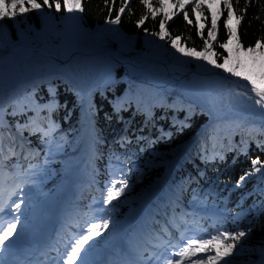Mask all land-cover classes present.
Returning <instances> with one entry per match:
<instances>
[{
    "label": "trees",
    "instance_id": "1",
    "mask_svg": "<svg viewBox=\"0 0 264 264\" xmlns=\"http://www.w3.org/2000/svg\"><path fill=\"white\" fill-rule=\"evenodd\" d=\"M206 1L207 5L197 11L193 8L196 0L183 8L176 7L177 0H163L160 11L161 0H150L157 10L153 16L142 0H115L114 6L111 0L108 6L105 0H81L83 12L73 13L64 8L63 0L60 11L55 9L54 0H49L51 8L37 0L41 9L0 20V70L21 61L16 69L0 75V177L5 181L15 166L22 165L15 156H5L20 138L35 151L26 163L38 161L45 167L40 189L53 192L57 183L76 173L90 125L92 149L102 153H95L92 167L87 166L83 175L97 178L102 185L114 171L116 181H128L124 192L107 203L110 216L115 221L124 220L131 207L157 188L170 165L167 157L175 158L194 142L180 157L163 202L177 201L186 206V201L194 200L223 211L226 215L221 220L198 217V227L213 236L244 231L246 235L225 259L232 264H264V167L257 165L261 172L240 181L241 176L254 171V159L264 165V112L248 98L255 94L240 92L233 81L249 90L246 80L199 57L184 56L170 45V38L179 37L181 47L202 52L215 12L217 32L207 55L217 64L224 63L221 57L228 55V50L219 45L229 39L228 10L223 0H214L211 8ZM124 2L128 7L121 14V23H108L109 8L114 19ZM232 4L231 24L243 48L264 41V0H232ZM165 13L174 15L165 25L169 35L161 40L154 33L160 31ZM144 16L147 19L138 23ZM239 16L243 20L237 25ZM201 25L203 36L198 34ZM236 47L233 39L229 44L233 67ZM30 51H40L63 63L40 53L24 59ZM99 52H116L123 60L193 68L199 73L194 81H198L203 102L212 103L213 123L211 116L183 91L169 94L133 79L111 57H102L95 76ZM239 58L246 67L237 71H260L258 56L253 63L250 55L240 51ZM88 191L92 194L86 201L96 194L95 190ZM40 208L41 202H37L33 210ZM105 237L93 245L95 253L102 249Z\"/></svg>",
    "mask_w": 264,
    "mask_h": 264
},
{
    "label": "snow or ice",
    "instance_id": "2",
    "mask_svg": "<svg viewBox=\"0 0 264 264\" xmlns=\"http://www.w3.org/2000/svg\"><path fill=\"white\" fill-rule=\"evenodd\" d=\"M142 2L146 5L147 9L155 15L156 9L153 8L150 0H142ZM214 0H209L208 7L211 8ZM238 2V0H237ZM110 0H105V5L108 6ZM112 5L114 6L115 0H111ZM224 7L228 10V16L226 21L227 32L229 39L226 43H222L219 45L222 49L228 50V55H224L221 58L224 63L217 64L216 60H210L207 53H209L212 49V41L216 37L217 32V16L218 13H213V18L211 21V27L208 30L207 36L208 39L204 41V47L202 52H197L195 48H185L181 47L178 43L179 37L170 38V45L172 48L176 49L179 53L187 57H199L210 64H214L216 67L224 69L228 73L232 74L236 77H241L246 80L250 85L249 91L255 94V97H248L253 100L255 105H259L260 110L264 112V41L257 40L255 46H250L248 48H243V45L240 42L239 36L236 35L235 29L232 27L233 20V4L232 0H223ZM25 4L30 5L29 7H25ZM43 5H47L49 8L53 7L52 3H49V0H43ZM54 6L57 11L61 10V0H54ZM64 8L69 12L73 13L75 11L83 12V8L81 6V0H63ZM163 0H161V8L160 11H163ZM128 7L127 2L121 4L117 11V15L114 19L111 18L112 8H109V19L108 23L113 25H119L121 23V14H123ZM176 7L183 8L184 4L177 0ZM203 7V0H196L193 5L194 10H200ZM42 8V4L38 3L37 0H0V20L4 18H15L17 14H24L31 9L39 10ZM244 11H247V7H245ZM170 15L165 13L164 18L160 21V31L154 33L155 36H158L161 40L165 39L169 35L167 28L165 25L167 24ZM184 18L187 20L189 24L192 23L191 20H188V13L184 12ZM147 19V16L141 17L138 23L142 24L144 20ZM259 19V17H257ZM243 20V16H239L236 18V24L239 25ZM201 31L198 33L203 36V25L200 26ZM147 31V29H145ZM233 39L236 42V50H237V58L235 67L230 66V62L233 57L231 55V49L229 48V44L232 43ZM244 51L246 55H250L252 57L253 63L257 62V56L260 59L261 69L258 73H253L250 71H237V69H243L246 67L245 62L239 58V52ZM216 55V53H212ZM49 135V133H45V136ZM254 171L246 173L244 176L240 177V181H244L246 177L255 175V173L261 172V167L264 165L261 164L259 159H254L252 161ZM257 165H261V167H256ZM261 178H264V173H262ZM119 185V187H117ZM128 187V181L126 179H119L117 181H113L111 183V187L107 191L106 195V203H111L114 199L119 197L124 190ZM22 191V186L17 185L16 190L9 192L8 200L11 201L12 196L18 195V193ZM4 196V188L0 186V198ZM25 201L23 198H20V201L14 203V208L12 211L18 213V215L14 216L15 222H9L7 226L0 225V253L4 252L6 247H11V244L5 245V241L9 239V237L13 236L17 232L18 225L21 224L20 216L26 215L25 212H21V205L24 204ZM3 206H0V212H3ZM110 221L105 219L102 224L100 223H92L91 227L88 228L87 234L79 235L73 244L70 245L71 252L67 256L66 264H76L77 259H80V264H87L85 259H81V252L83 251L85 256L91 250V247L85 249V244L89 241H92L94 237L101 236V229H107L109 227ZM26 227V225H23ZM246 233L244 231L237 232L235 234H231L228 231L220 232L218 235L211 236L209 239H197V238H187L185 239L186 246H180L179 251L174 253V258H170L166 260V264H219L220 261H224V264H232V261L226 260L225 257L232 254L233 249L236 247V242L240 241L242 237H244ZM19 237L17 236V239ZM184 239V237H181ZM225 240H230V243H224ZM210 246V247H206ZM201 252H211L213 254L207 255L206 257H200L197 259H192V257H197L198 253ZM156 259H159L155 253L152 254ZM60 264H65L64 261H61ZM145 264H148L145 261Z\"/></svg>",
    "mask_w": 264,
    "mask_h": 264
},
{
    "label": "rangeland",
    "instance_id": "3",
    "mask_svg": "<svg viewBox=\"0 0 264 264\" xmlns=\"http://www.w3.org/2000/svg\"><path fill=\"white\" fill-rule=\"evenodd\" d=\"M190 0H180V2L181 3H183L184 5L185 4H187V2H189ZM207 5V1L206 0H203V6H206ZM132 71H130V72H132V73H134V74H137V75H139L140 76V73L138 72V71H136V70H134V69H131ZM158 71V76H159V78L160 79H169L166 75H165V73H164V71L163 70H157ZM142 78V77H141ZM194 80H196V79H194ZM195 83L196 82H198V81H194ZM191 83H193V82H191ZM202 83V81H200V84ZM164 84V83H163ZM204 87V89L205 90H207L206 89V85L205 86H203ZM167 89L168 90H170V89H172V87L171 86H167ZM210 102L208 101L207 102V105L209 104ZM167 158H169V159H171V157H167ZM173 159V158H172ZM30 169V168H29ZM39 170H38V168L36 167V166H33V167H31V169L29 170V174H26V176H32V177H28V178H26L25 180H24V186H26V188L25 189H22V190H24L25 192H27V194L24 196V197H22L23 198V200L25 201V203L24 204H22L21 205V212H25L26 211V209H27V207L29 206V204L30 203H32L35 199H37L38 198V191H32L33 190V186H32V184L31 183H29L28 181H30V180H37L38 179V181H39V173L40 172H38ZM70 182V181H69ZM61 184V183H60ZM59 184V185H60ZM59 185H58V191L52 196V198L54 197V199H53V202L51 203L53 206H55L57 203H59V202H62L63 201V198H64V196L66 195V191L69 189V187H68V185H67V183L66 184H64V185H62L61 186V188L59 189ZM68 187V188H67ZM67 188V189H66ZM59 190H61V191H59ZM148 199V197H146L145 198V201ZM13 208H14V206H13ZM136 212H137V208H135V207H132L128 212H127V214H126V216H127V220H126V222H123V221H119V222H117V223H114V224H111V231H110V233H109V238H108V242H107V246H106V248H109L110 247V245H111V243H112V241L114 240V238L116 237V235L119 233V232H121L123 229H125L126 227H127V225H128V221L131 219V217H133L135 214H136ZM15 213V215H18V213H16V212H14ZM49 213V211H46V212H44L43 214H41V215H35V216H32V217H28L27 219H23L22 217L24 216V215H21L20 216V220H21V224L20 225H18V227H17V234H15V235H13V236H11V237H9V239L7 240V241H5V245H8V244H11V247H6V250H9V249H11L12 248V246H14V244H16L20 239H22V238H24V237H26V236H28V235H30V234H28V233H31V232H36V230L43 224V222L45 221V215L46 214H48ZM105 219L104 218H101V217H99V218H97V220H95V222L94 223H100V224H102L103 223V221H104ZM13 222H15L14 220H13ZM23 225H26V227H23L22 228V226ZM140 235H142L141 233H140ZM17 236L19 237L18 239H17ZM200 239V238H199ZM124 248H127V246L126 245H124ZM123 252V259H119L122 255H121V253ZM82 253V252H81ZM118 255H119V258H118ZM117 255V259H119V261L120 262H122V261H126L127 259H128V254H126V252L123 250V251H120V254H118ZM138 257L139 256H136V258L138 259ZM200 257H202V252L201 253H198L197 254V257H192V259H197V258H200ZM81 259H85L86 260V262H87V264H95V263H98V261H99V259H100V256H98V257H95V256H93V255H91V254H89V253H87V255L85 256V254L84 255H81ZM120 262H116L115 264H120ZM185 263H187V261H185ZM76 264H80V259H77V263Z\"/></svg>",
    "mask_w": 264,
    "mask_h": 264
},
{
    "label": "bare ground",
    "instance_id": "4",
    "mask_svg": "<svg viewBox=\"0 0 264 264\" xmlns=\"http://www.w3.org/2000/svg\"><path fill=\"white\" fill-rule=\"evenodd\" d=\"M168 71V73H170L171 75H172V77L173 78H175V76H176V71H174V70H172V69H169V70H167ZM185 74L186 73H183V74H181V76L179 77V78H176V79H178L177 81L175 80V79H172L170 82H169V86H171L172 88H176V89H178V90H181V91H183L184 93H186L187 95H189V96H193V97H195V98H198L199 96V92H198V90L196 89V87H195V85L193 84V83H191V82H189V81H187V78L188 77H186L185 76ZM236 87H240L238 84H236ZM242 88V87H241ZM58 207H63V205H59ZM59 211V209H56V210H54L52 213H51V215H53V216H55V218H56V216L58 215V212ZM59 216V215H58ZM4 218H11V215H10V213H8V212H6V213H4ZM39 232V231H38ZM37 234V233H36ZM35 234V235H36ZM35 235H33L30 239H33L34 238V236ZM122 234H119V236L118 237H120ZM29 239V240H30ZM28 239H27V241H21L19 244H18V246L19 245H23V244H26V243H28V241H29ZM119 243V241L116 243V244H118ZM116 244H114V246H116ZM18 246L16 247V249H15V252L17 251V248H18ZM109 257V255H105V258L108 260V259H110V258H108ZM170 258H174V254H167L166 256H165V258L162 260V261H160V262H158L157 264H166V260L167 259H170ZM64 262H65V264H66V261L64 260Z\"/></svg>",
    "mask_w": 264,
    "mask_h": 264
},
{
    "label": "water",
    "instance_id": "5",
    "mask_svg": "<svg viewBox=\"0 0 264 264\" xmlns=\"http://www.w3.org/2000/svg\"><path fill=\"white\" fill-rule=\"evenodd\" d=\"M101 54H102V55H106L105 53H101ZM109 54H112V55H113L114 60H115L117 63H119L120 65H123V63L121 62L119 56H118L115 52H113V53H109ZM46 57L50 58L49 56H46ZM126 64H127V65H132L131 62H127ZM163 66H164V69H165L166 74H167L168 76H170L171 78H173L172 75H171L170 73H168V71H167V70H168V69H167V65H163ZM11 69H12V68H10V69H5V70H3V71H10ZM3 71H0V73L3 72ZM183 73H186V74H185L186 77H193V76H197V75H198V73H197L193 68L185 67V66H180L178 72L176 73L175 78H173V79H175V80L177 81L178 79H176V78H179V77L181 76V74H183ZM179 79H180V78H179ZM239 90H240V91H244V90H242V89H239Z\"/></svg>",
    "mask_w": 264,
    "mask_h": 264
}]
</instances>
